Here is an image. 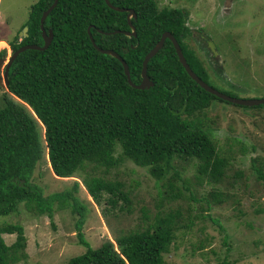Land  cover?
<instances>
[{
  "label": "trees",
  "instance_id": "16d2710c",
  "mask_svg": "<svg viewBox=\"0 0 264 264\" xmlns=\"http://www.w3.org/2000/svg\"><path fill=\"white\" fill-rule=\"evenodd\" d=\"M54 1L38 0L32 5L25 25L28 36L21 41L15 37L10 42L12 52L24 45L44 44L40 19ZM109 1L114 7L134 10L137 18L131 23L136 36L125 34L131 31L128 13L110 8L105 0H58L44 23L45 30L54 34L49 48L26 50L11 65L0 108V218L17 213L25 204L38 216L53 219L58 202L59 209L69 206L79 216L78 243L86 249L69 264H168L164 255L179 232L192 233L200 224L204 226L207 218L225 231L218 220L206 214L194 216L192 207L186 210L178 201L196 198L191 184L174 164L176 157L197 167L200 182L205 178L208 182L222 180L229 165L210 129L195 114L216 100L241 106L200 87L181 64L169 39L147 66L154 85L145 90L131 87L122 63L93 46L89 27L98 47L113 50L126 61L134 84L141 83L143 61L166 31L176 38L192 70L212 84L194 51L184 43L192 33L186 26L184 10L160 9L159 0ZM6 55L7 50L0 49V58ZM210 62L214 63L212 59ZM116 145L121 149L117 156ZM45 154L56 177L65 179L86 172L84 182L96 204L101 205L107 193L106 201L112 208L122 200L125 206L121 209L129 211L125 184L89 176L87 168L103 167L109 172L125 160L146 168L165 188L159 190L160 209L151 219L142 207L145 222L141 228L93 248L83 232L87 206L75 195L79 183L75 181L72 190L44 196L42 188L31 182ZM255 172L264 182L263 170L255 166ZM220 195L217 191L202 197L206 211L213 209L212 204L219 206L228 200ZM199 208L205 210L203 205ZM3 234H16V241L5 245ZM26 244L23 226L0 224V264L22 260L18 249H25ZM204 245L198 247L203 249ZM217 264L237 263L224 259Z\"/></svg>",
  "mask_w": 264,
  "mask_h": 264
},
{
  "label": "rangeland",
  "instance_id": "374dc122",
  "mask_svg": "<svg viewBox=\"0 0 264 264\" xmlns=\"http://www.w3.org/2000/svg\"><path fill=\"white\" fill-rule=\"evenodd\" d=\"M37 1L0 0L1 49L8 48L15 37L25 33L31 7ZM158 4L160 9L184 10L186 26L192 32L184 43L194 51L212 87L240 99L264 98V0H159ZM4 90H0V108ZM262 106L238 107L216 100L208 109L195 114L210 129L229 165L222 180L208 182L205 178L200 182L196 177L197 167L176 157L174 164L182 178L191 184L196 198L182 197L178 201L186 210L192 207L194 216L200 213L218 220L225 231L207 218L204 226L200 224L192 233L179 232L170 251L164 255L168 264H217L224 259L237 264H264V182L255 172V166L264 172ZM120 150V145H116V156ZM87 170L89 176L123 182V190L130 197V211L121 209L125 206L122 200L112 208L106 201L110 196L107 193L102 204H96L84 182L86 172L65 179L56 177L46 154L34 169L31 182L42 188L44 196L72 190L75 181L79 183L75 195L87 206L83 232L93 248L141 228L145 222L142 207L148 210L151 219L160 209L159 190L165 188L162 183H156L146 168L125 160L109 172L93 166ZM217 191L228 200L219 206L214 203L213 209L206 211L202 197ZM57 205L58 202L53 219L38 216L25 204L20 205L17 213L0 218L1 225L16 223L25 231L26 247L18 249L23 259L14 264H69L72 258L86 251L78 243L79 216L69 206L59 209ZM201 205L205 210L199 208ZM3 238L5 245L10 246L17 235L3 234ZM200 243L205 244L203 249L198 247Z\"/></svg>",
  "mask_w": 264,
  "mask_h": 264
},
{
  "label": "water",
  "instance_id": "95a60500",
  "mask_svg": "<svg viewBox=\"0 0 264 264\" xmlns=\"http://www.w3.org/2000/svg\"><path fill=\"white\" fill-rule=\"evenodd\" d=\"M106 3L108 4V6L112 9H115L117 11L120 12H127L128 16V22L129 25L132 29V31L130 32H125V34L127 36H136V32H135V27L133 26V24L131 23V19H136L137 15L134 12L133 9H127V8H118V7H114L109 0H105ZM58 3V0H55L54 3L52 4V6L46 10L41 18V29H42V37L44 40V44L43 46H38V45H25L21 48H19L17 51H15L13 53V55L9 58L8 63H7V67L5 70V74H4V79H5V86L9 85V80H8V71L10 69V66L13 64V62L15 61V59L17 58V56L22 53L25 52L26 50H46L49 48L50 44L53 41L54 35L52 30H50L48 33L44 28V22L46 20V18L48 17V15L50 14V12L56 7ZM91 27H89L88 32L90 35V38L92 40L93 46L97 49V51L105 54V55H111L115 58H117L123 65L124 70H125V74L127 76L128 79V83L131 85V87L136 88V89H140V90H145V89H150L153 85L154 82L150 79V77L148 76L147 73V66L148 63L150 61L151 58H153L164 46V43L167 39L171 40L173 42V45L176 49V53L179 57V60L181 62V64L184 66V68L186 69L187 73L189 74V76L198 84L200 85V87H202L205 91H207L208 93L213 94L214 96L218 97L219 99H222L224 101L230 102L232 104H237L240 106H260L262 104H264V98L262 99H240L237 97H233L230 95H227L221 91H218L217 89H215L214 87L210 86L208 83H206L204 80H202L190 67V65L188 64L186 57L184 56V53L178 43V41L176 40V38L170 33V32H164L160 41L156 44V46L146 55L144 61H143V69H142V81L140 84H134L131 80V75H130V70L128 67V64L126 63V61L115 51L113 50H109V49H102L100 47L97 46L96 42L94 41L93 37L91 36V32H90ZM27 30L28 28H24V32L22 33L25 37L28 36L27 34ZM102 32V31H101ZM120 32V31H117ZM5 62L4 59L0 60V65ZM0 81H1V76H0ZM2 84V83H1ZM4 87V85H3Z\"/></svg>",
  "mask_w": 264,
  "mask_h": 264
},
{
  "label": "clouds",
  "instance_id": "9594fccd",
  "mask_svg": "<svg viewBox=\"0 0 264 264\" xmlns=\"http://www.w3.org/2000/svg\"><path fill=\"white\" fill-rule=\"evenodd\" d=\"M45 12V11H44ZM42 18V17H41ZM47 19V18H46ZM133 19V18H132ZM45 23V22H44ZM40 24H41V19H40ZM28 28V26H25V28ZM40 27H41V25H40ZM44 28H45V26H44ZM28 31H29V28H28V30H27V34H28ZM47 31V30H46ZM50 31V30H49ZM49 31H47V33L49 32ZM131 31H132V29H131ZM53 32V31H52ZM167 32V31H166ZM41 33H42V29H41ZM54 35V34H53ZM19 37V39L21 38V40L25 37L23 34H21L20 36H18ZM27 37V36H26ZM20 40V41H21ZM2 42H4V41H2ZM9 45H10V43H9ZM31 45H36V44H31ZM25 46V45H24ZM43 46V45H42ZM23 47V46H22ZM21 48V47H20ZM1 49V48H0ZM3 50H7V55L6 56H4V57H1L0 58V60L1 59H4V61L5 62H3L2 63V65L5 67V70H6V67H7V63H8V60H9V58L13 55V53L14 52H12V50H11V47L9 46L8 48H2ZM18 50V49H17ZM16 50V51H17ZM110 50V49H109ZM10 56H9V55ZM2 65H0V66H2ZM11 67V66H10ZM10 70V69H9ZM8 74H9V71H8ZM7 87V86H6ZM219 91V90H218ZM263 105V104H262ZM247 107H250V106H247ZM252 107H258V106H252ZM8 235H12V234H8ZM2 238H3V235H2ZM3 240H4V238H3ZM4 243H5V241H4ZM11 246V245H10Z\"/></svg>",
  "mask_w": 264,
  "mask_h": 264
},
{
  "label": "flooded vegetation",
  "instance_id": "af4514ba",
  "mask_svg": "<svg viewBox=\"0 0 264 264\" xmlns=\"http://www.w3.org/2000/svg\"><path fill=\"white\" fill-rule=\"evenodd\" d=\"M2 65V64H1ZM4 74H5V67L2 65V66H0V76H1V81H0V89L2 90H4V88H7L6 86H5V79H4ZM2 83V84H1ZM3 85H4V87H3Z\"/></svg>",
  "mask_w": 264,
  "mask_h": 264
},
{
  "label": "crops",
  "instance_id": "0c3cea01",
  "mask_svg": "<svg viewBox=\"0 0 264 264\" xmlns=\"http://www.w3.org/2000/svg\"><path fill=\"white\" fill-rule=\"evenodd\" d=\"M5 43V42H4ZM6 44V43H5Z\"/></svg>",
  "mask_w": 264,
  "mask_h": 264
}]
</instances>
